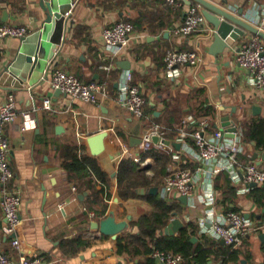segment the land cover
<instances>
[{
    "label": "crops",
    "instance_id": "obj_1",
    "mask_svg": "<svg viewBox=\"0 0 264 264\" xmlns=\"http://www.w3.org/2000/svg\"><path fill=\"white\" fill-rule=\"evenodd\" d=\"M58 1L65 9V20L57 21L55 27L58 44L54 57L49 60L42 55L37 64H29L18 52L33 50L31 40L46 18L45 3H51L55 10L58 5L55 0H0V23L28 30L23 41L0 39V107L13 97L18 110L29 115L26 121L18 116L4 127L14 174L10 186L21 200L16 231L20 248L15 250L11 238L2 236L0 253L12 261L39 257L45 264H159L150 256L155 246L148 238L144 237L145 247L139 244L138 224L141 218L157 212L154 203L160 202L174 209L155 235L166 241L180 238L183 244L191 245L192 255L182 257L183 264H264V187L250 186L241 192V185L232 182L226 172L208 176L205 166L192 154V132L200 121L207 120V138L222 131L225 141L238 143L239 167L254 164L264 169V143L249 137L264 123V91L235 58L239 43L251 35L218 53L208 23L192 35L175 34L188 8L197 5L190 0V5L182 0L172 7L165 0ZM207 1L230 14L243 11L241 19L257 16L264 8V0ZM118 22L130 23L132 32L125 48L112 56L102 32ZM51 28L46 26L48 31ZM170 50L194 51L200 62L180 67L176 79L167 78L163 58ZM106 65H110L109 70L103 68ZM55 69L73 73L85 84L105 87L106 95L97 103H89L54 91L50 78ZM131 85L137 86L144 99L141 118L131 115L123 105ZM46 99L51 110L43 108ZM227 121L230 124L225 127ZM233 126L236 131L225 135ZM153 127L162 132V136L151 138L153 143L163 144L159 152L142 148ZM182 127L188 132L185 145L190 152L178 140ZM97 134L103 137L93 142L99 151L94 155L88 138ZM75 147L79 157L86 155L96 161L106 175V185L97 180L90 184V178L94 179L90 170H65V157ZM124 150L128 154L122 155ZM147 153L168 158L162 172H157V164L145 156ZM122 161L130 162L149 181L136 187L128 198L119 194ZM176 167L195 174L193 207L164 186L169 170ZM151 188L157 189L155 194L149 192ZM207 191L213 196L217 216L237 212L262 228L237 246L226 247L211 237L209 224L199 220L203 208L198 196ZM111 211L116 222L128 223L116 238L102 235L93 225ZM173 218L183 227L166 234L164 230ZM0 224H4L1 195ZM159 250L175 254L173 250Z\"/></svg>",
    "mask_w": 264,
    "mask_h": 264
},
{
    "label": "built area",
    "instance_id": "obj_2",
    "mask_svg": "<svg viewBox=\"0 0 264 264\" xmlns=\"http://www.w3.org/2000/svg\"><path fill=\"white\" fill-rule=\"evenodd\" d=\"M182 0H165L168 6H176ZM250 25L264 32V8L257 16H243ZM207 26V21L202 15L198 5L188 8L182 24L175 29V34L182 36L192 35ZM28 30L23 26H13L0 23V39L24 38ZM132 25L127 22H118L112 27L105 28L102 36L106 42L107 52L118 55L127 45ZM236 62L239 66L248 72L252 78V82L258 89L264 91V45L256 36H249L241 41L235 51ZM200 58L194 51H168L163 58L164 73L167 78L176 79L180 76L179 68L185 65H198ZM109 70L110 65L103 66ZM51 88L69 95L73 98L84 102L97 103L101 95L105 96V87L95 84L83 83L75 74L65 72L61 69H55L50 78ZM124 107L128 112L137 117L143 116L144 99L137 88L131 85L127 88ZM43 108L51 110L49 100H45ZM20 116L24 121L29 117L27 112L19 111L15 99L9 97L7 101L0 107V195L1 207L4 215V224H0V237L11 238V246L15 250H19L20 243L16 237V231L20 225L19 206L20 198L16 190L10 186L14 177L10 163V147L9 140L5 134L4 127L12 122L16 117ZM184 127V125H183ZM181 128L178 132V140L184 145L185 150L189 148L185 145L188 132ZM208 121L199 122L196 131L192 132L194 140V150L192 154L197 162H201L205 167L208 176H214L219 172H226L231 181L241 185V192L247 191L249 187H264V169L254 164L239 167L236 153L239 150L238 143L233 141H225L222 131H216L211 137H206V129ZM26 127H22L24 130ZM153 136H162V132L158 127H153L149 136H147L142 145L143 150H153L156 152L163 149L161 142L153 143ZM128 154L127 150L123 154ZM134 161L140 163V159L134 158ZM195 174L187 168L176 167L169 170L165 178L164 186L167 190L176 191L181 196L187 198V202L195 205L194 194ZM199 203L202 205V216L199 220L209 224V234L216 240L223 241L225 246H237L252 232L259 231L262 227L250 223L240 213L228 212L225 215L217 216L214 210V199L210 191L204 195L198 196ZM92 216V214H91ZM151 258L159 264H183L182 256L164 252L153 248L150 254ZM45 261L39 257H24L17 261H12L6 254L0 253V264H45Z\"/></svg>",
    "mask_w": 264,
    "mask_h": 264
},
{
    "label": "water",
    "instance_id": "obj_3",
    "mask_svg": "<svg viewBox=\"0 0 264 264\" xmlns=\"http://www.w3.org/2000/svg\"><path fill=\"white\" fill-rule=\"evenodd\" d=\"M187 4L190 5V1H194L201 8L202 15L205 17L207 23L213 29V47L214 50L218 53H221L225 49L231 48L236 41L239 39H243L247 37L248 34L252 36L258 37L261 41L264 42V32L259 30L258 28L250 25L245 20L241 19L243 11H239L237 15L230 14L222 8H219L215 4L207 1V0H186ZM58 5L57 10L53 9L52 4L47 2L45 6H43L46 14V18L44 24L41 28L36 32V36L34 37L33 42V50L28 52V54L23 53L19 50V54L22 57H25V61L29 64H37L39 60H41L42 55H46L47 59L52 60L54 57V49L58 42L54 39V34L56 33L55 27L57 21L65 20L64 18V8H60V4L58 0H55ZM5 22V21H4ZM51 25L52 31H48L46 26ZM58 26V25H57ZM57 28V27H56ZM25 40V37L21 39ZM59 91V90H57ZM60 92V91H59ZM227 120V118H225ZM230 122L224 124L227 127ZM233 125V124H231ZM236 129L233 127L227 128V134L232 135L229 132H235ZM103 137V134H97L90 136L88 138V142L90 146H92V154L96 155L99 153L96 146L93 145L94 141H99L100 138ZM157 139L154 138V141ZM255 186L254 184L251 185ZM157 191L156 188H151L150 193L155 194ZM180 200L183 203H187V198L185 196L180 197ZM94 228L98 229L100 233L104 236H108L111 238H116L117 235L121 232H124L127 227V221L116 222L113 212L111 211L107 217L100 220L99 222H94ZM183 227L182 222L178 218H173L170 220L169 224H167L164 232L166 234H173L174 232H178L180 228ZM223 243V241H221ZM224 244V243H223Z\"/></svg>",
    "mask_w": 264,
    "mask_h": 264
},
{
    "label": "trees",
    "instance_id": "obj_4",
    "mask_svg": "<svg viewBox=\"0 0 264 264\" xmlns=\"http://www.w3.org/2000/svg\"><path fill=\"white\" fill-rule=\"evenodd\" d=\"M252 133V134H251ZM249 137L259 141L260 144L264 143V123H261L260 127L253 129L250 132ZM145 156H150L154 159L156 165V170L158 173L162 172V166L165 165L168 158L162 154L147 153ZM66 160L63 163V167L67 171L84 172L87 173L89 170L94 175V179L90 178L89 182L96 183V180L100 182L102 186L106 185V175L101 171L96 161L86 155L81 157L78 156L76 147L71 149V153L67 154ZM130 163V162H129ZM126 161H122L119 165L118 174V184H119V194L124 198L133 196L134 189L138 186H146L149 181L137 173L134 170V166ZM157 212H155L150 217H143L140 219L138 226L140 227V236L138 238L139 244L146 246V241L144 237L148 238L149 243L155 246L157 249H162L165 251L173 250L175 254H181L182 257L187 258L192 255L191 245L189 243L183 244L180 238L171 239V241H166V239L157 238L155 233L162 225L165 224L167 219L170 217L171 212L174 207L166 206L160 202L154 203ZM148 243V242H147ZM120 244V242H119ZM144 246V247H145ZM229 247V246H226ZM121 249V248H120ZM127 251V249H126ZM152 251V250H151ZM150 251V252H151ZM149 252V249H146ZM204 254V253H202ZM202 255L201 257H205Z\"/></svg>",
    "mask_w": 264,
    "mask_h": 264
}]
</instances>
